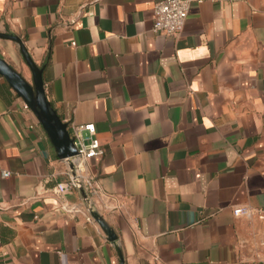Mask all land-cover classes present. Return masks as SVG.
Masks as SVG:
<instances>
[{
    "label": "crops",
    "instance_id": "crops-1",
    "mask_svg": "<svg viewBox=\"0 0 264 264\" xmlns=\"http://www.w3.org/2000/svg\"><path fill=\"white\" fill-rule=\"evenodd\" d=\"M159 1L0 0V33L72 139L94 125L103 155L80 167L125 264H263L264 0L193 6L175 37L153 31ZM0 57L27 66L11 40ZM25 105L0 75V264H121Z\"/></svg>",
    "mask_w": 264,
    "mask_h": 264
},
{
    "label": "water",
    "instance_id": "water-1",
    "mask_svg": "<svg viewBox=\"0 0 264 264\" xmlns=\"http://www.w3.org/2000/svg\"><path fill=\"white\" fill-rule=\"evenodd\" d=\"M0 38L11 40L19 46L20 52L32 73L33 85L29 84L21 74L1 57L0 75L6 79L10 87L36 115L54 145L59 158L70 160L75 157L78 151L68 131V125L61 120L47 100L42 70L33 61L25 44L19 37L0 33ZM70 165L72 168V163ZM91 216L104 231L108 240L116 246L121 264H125L121 251L117 246L118 237L115 232L98 212L92 211Z\"/></svg>",
    "mask_w": 264,
    "mask_h": 264
},
{
    "label": "built area",
    "instance_id": "built-area-1",
    "mask_svg": "<svg viewBox=\"0 0 264 264\" xmlns=\"http://www.w3.org/2000/svg\"><path fill=\"white\" fill-rule=\"evenodd\" d=\"M207 1L214 2L216 0H161L157 2L154 7L153 31L168 37L179 35L184 29L191 8L202 5ZM25 107L28 109L26 105ZM84 131L93 135L95 133V127L93 124L75 127L73 141L78 154L70 160H64L67 164L72 163L73 167L70 169L67 179L58 184V190L60 193L73 190L83 191L84 201L87 203L88 211L92 212L96 211L92 198L97 195L98 189L91 179L82 174L83 171L80 167V162L93 157H101L103 150H101L99 141L95 138H91L89 142H85L82 135ZM9 175V173L4 174L5 177ZM250 213L251 210L248 208H234V214L236 215H249ZM257 213L264 219V211H257Z\"/></svg>",
    "mask_w": 264,
    "mask_h": 264
},
{
    "label": "rangeland",
    "instance_id": "rangeland-1",
    "mask_svg": "<svg viewBox=\"0 0 264 264\" xmlns=\"http://www.w3.org/2000/svg\"><path fill=\"white\" fill-rule=\"evenodd\" d=\"M20 73L32 84L31 74L26 65H23V68L20 70Z\"/></svg>",
    "mask_w": 264,
    "mask_h": 264
}]
</instances>
